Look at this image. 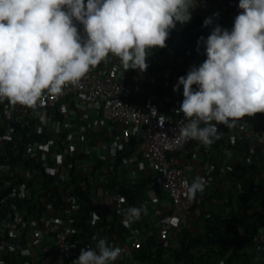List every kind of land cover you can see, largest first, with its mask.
Segmentation results:
<instances>
[{
    "label": "built area",
    "instance_id": "built-area-1",
    "mask_svg": "<svg viewBox=\"0 0 264 264\" xmlns=\"http://www.w3.org/2000/svg\"><path fill=\"white\" fill-rule=\"evenodd\" d=\"M78 33L84 36L79 30ZM154 61L152 58L147 62V67ZM149 72L147 68L146 73ZM136 88L122 81L121 67L115 61L104 59L90 68L77 84H65L60 93L42 90L33 107L13 104L0 97V264H8L5 256L9 253L23 257L20 264H64L66 260L76 259L81 249L95 250L100 239H105L109 246L121 248V256L137 264L134 252L149 238L171 241L175 231L187 223L193 199L188 198L184 184H190V169L177 161L175 153L180 148L173 151L165 148L182 127L183 113L175 111L182 99L167 107L154 100H141L135 105L130 97L139 94L142 87ZM85 116H92V122L107 119L113 124L118 130L113 135L114 141L127 140L131 135L140 138L138 163L153 172L149 185L156 186L169 198L170 209L165 219L155 218L156 222L142 229L126 222L127 199L104 186V176L95 170V163L84 159L85 149L80 146L84 147L82 136L90 125L83 119ZM159 119L165 121L162 127ZM228 129L231 130L229 139L236 140L244 134L264 156L263 126H253L245 116ZM27 160L34 162L25 164ZM36 165L53 176L61 192L59 207L46 201L47 197L41 193L44 179ZM83 177L92 178L91 198L108 211L106 215L117 218L122 228L120 235L110 236L106 233L108 226H97L86 240L79 236L72 238L78 202L71 190ZM205 181L207 185L211 180ZM31 203L36 208L44 203V208L34 214L29 210ZM98 218L92 213L88 220L90 226H96Z\"/></svg>",
    "mask_w": 264,
    "mask_h": 264
},
{
    "label": "clouds",
    "instance_id": "clouds-1",
    "mask_svg": "<svg viewBox=\"0 0 264 264\" xmlns=\"http://www.w3.org/2000/svg\"><path fill=\"white\" fill-rule=\"evenodd\" d=\"M195 6L196 0H0V97L33 107L42 90L58 94L65 84H77L109 53L124 70L144 71L146 55L164 48L170 30L190 22ZM238 8L230 31L216 25L198 39L206 59L173 85L174 92L183 86L175 109L183 118L166 150L191 140L208 147L221 138L219 124L233 128L245 116L264 113V0H239ZM73 20L83 25V37ZM207 185L197 177L184 187L195 199ZM144 214L143 205L124 210L128 224ZM121 252L100 239L71 264H114Z\"/></svg>",
    "mask_w": 264,
    "mask_h": 264
},
{
    "label": "trees",
    "instance_id": "trees-1",
    "mask_svg": "<svg viewBox=\"0 0 264 264\" xmlns=\"http://www.w3.org/2000/svg\"><path fill=\"white\" fill-rule=\"evenodd\" d=\"M203 22L202 17L195 16L186 24L177 23L175 28L169 32L165 41L166 46L153 49L155 52L157 51L160 58L166 53L171 56L173 72L179 77L186 75L190 66H199L206 59L203 42L198 45L197 41L200 37L206 39L213 27L209 24L204 26ZM73 23L85 35L83 25L75 20ZM154 66H157V63H153L152 67ZM131 72L128 71L127 76L130 77ZM146 76L147 73L145 76L141 74L136 80L124 78L128 85L142 87L139 94L130 97L132 104L136 105L140 104L141 100H149L146 93L150 89H154L158 95L161 93L158 82L146 79ZM177 92L182 94V85ZM144 94L146 96L142 98L141 96ZM249 121L253 126L264 127V113L254 114L249 117ZM225 127L223 124L218 125V130L222 133L221 138L210 147L217 152H221L223 149H233L230 161L227 162L226 172L234 186V192L230 187L224 188L216 184L209 185V183L204 192L193 199L189 209V214L193 213V215L192 219L188 218L187 223L191 219V224L194 226L197 224L198 229L192 233L186 223V226L177 230L176 241L173 242L159 240L156 237L149 238L141 249L134 252L137 264H264V232L260 231L264 229V156H261L253 148L251 140L244 134H241L234 144L225 141L223 137ZM140 143V138L131 135L128 138L127 147L119 149L115 154L114 162L100 160L95 164V169L101 167L102 164L106 165L107 169L105 168L100 173L104 176V186L114 189L121 197L126 198L128 208L137 206L136 196L143 202L146 201L145 189L159 190L156 186L149 185L153 181L151 174L140 181L126 184L121 180L118 175L120 172L115 168L123 164L122 162L129 155L136 153ZM189 147L190 143H187L182 148L188 149ZM242 153L248 157V160H238V156ZM33 162V160H27L25 164H33ZM36 167L44 179L41 193L47 197L46 201L59 207L61 192L57 184L54 183L53 176L44 173L41 166L36 165ZM72 179L77 183L78 180L74 176ZM91 182L92 178L83 177L80 184L71 190V194L78 202L72 238L76 239L79 236L86 240L93 233L94 227L97 226H108L106 233L110 236L112 233L120 235L122 228L115 216H112L108 223L104 222L108 211L101 209L91 198ZM43 208L44 203H39L37 208L35 203H31L29 210L35 214ZM92 213L99 216L96 226H90L88 222ZM10 259L13 260V263H9ZM5 260L8 264H20L24 261L23 257H19V255L14 257L13 253L7 254ZM71 262L72 259H69L64 264H71ZM129 262V258L120 256L114 264H128Z\"/></svg>",
    "mask_w": 264,
    "mask_h": 264
},
{
    "label": "crops",
    "instance_id": "crops-1",
    "mask_svg": "<svg viewBox=\"0 0 264 264\" xmlns=\"http://www.w3.org/2000/svg\"><path fill=\"white\" fill-rule=\"evenodd\" d=\"M238 1L239 0H196V6L191 10V19L195 16H200L204 20L205 18H210V26L215 27L216 25H219L230 31L233 26L234 18L242 11L235 6ZM217 13L218 15H216ZM156 52L153 50L146 55L145 62L151 60L152 58H155L157 62V66L147 67L148 70H151V72L147 73L146 79L157 81L158 86L161 89V93L158 95L154 89H150L146 94L149 96V100L161 101L162 105L167 107L178 99L183 100V95L181 93L179 94L177 91H173V85L176 84L179 76L173 72L171 56L167 53L163 54L164 56L162 55L163 57L160 58L159 54ZM105 60L115 61L121 67L122 81L124 78L129 80H132L133 78L136 80L141 74L144 76L146 75L147 68L144 71L137 69L136 71L131 72V78H129L127 73L128 71H131L132 68L124 70V66L119 57L109 53ZM145 96L146 95L144 94L141 97L145 98ZM91 117L92 116H85L83 118L85 121L90 123L87 132L82 136L84 147L80 146L81 149H85L84 159L89 162L92 160L95 164L100 160L108 161L109 163L112 161L114 162L115 154L119 149L127 147L128 144L126 143H128V139L126 140L121 138L119 141H114L113 135L118 132L117 128L107 119L92 122L91 120L93 119ZM230 134L231 130L225 127L223 133L225 141L234 144L235 140L229 139ZM137 148L139 149L140 145ZM232 152V148L223 149L221 152H217L214 148L210 146L205 147L193 140L188 149L182 148L175 153V156L177 157L178 163L188 165L190 169V184L192 180L197 177H203L204 180L210 179L207 178L209 176L211 177L208 173H212L214 175L212 176L213 179L210 181L209 185L216 184L217 186H222L221 184L223 181H226L225 178H227V176H225L226 173H220L219 175L218 172L228 169L226 166L227 162L230 161L229 158L231 157ZM137 155L136 149V153L129 155L124 159L122 162L123 164L119 167H115L120 172L118 175L121 177V180L126 184L140 181L148 177L149 174L153 176V172L146 165H140L138 163ZM221 159L225 162V165H221V162H218V160ZM105 166L106 165L102 164L97 170L101 173V171L105 170ZM222 175L225 176V180L220 181ZM145 194L147 196L145 202H143L141 198L137 196L135 197L137 206L143 205L146 207V214L142 215L138 221L132 223V227L136 229H142L148 226L150 222L165 219V216L170 209L168 196L161 193L159 190L147 188L145 189ZM192 215L193 213L189 214L188 218L191 217L192 219ZM110 219V216L106 215L104 221ZM190 221L186 225L189 228V231L193 233L198 229V227H194ZM128 264L131 263L129 262Z\"/></svg>",
    "mask_w": 264,
    "mask_h": 264
},
{
    "label": "rangeland",
    "instance_id": "rangeland-1",
    "mask_svg": "<svg viewBox=\"0 0 264 264\" xmlns=\"http://www.w3.org/2000/svg\"><path fill=\"white\" fill-rule=\"evenodd\" d=\"M247 158H248V157H247L246 155H243V153H242V155H239V156H238V160H241V161H242L243 159H244V160H248ZM218 162H221V163H220L221 165H225V162H224L222 159H221V160H218ZM220 164H219V165H220ZM220 173H222V174L226 173L225 176H227V172H226V170L219 171L218 174L220 175ZM208 175H211V177L209 176V177H207V178H210V180H212V179H213L212 176H213L214 174H212V173L209 174V173H208ZM225 176L222 175L221 180H220V181H223V180L226 179V181H223V182H222V184H221L222 187H224V188H229V187H230V188H231V191L234 192L235 189H234V186H232V183L230 182V178H228V177L225 178ZM214 178H215V177H214ZM224 178H225V179H224ZM196 226H197V224H196ZM196 226H194V227H196ZM260 231L263 233V232H264V229H262V230H260ZM176 233H177V231H175V233H174V237H173L172 240H171L172 242H173V241H176Z\"/></svg>",
    "mask_w": 264,
    "mask_h": 264
}]
</instances>
